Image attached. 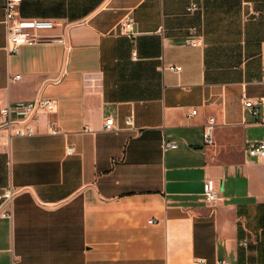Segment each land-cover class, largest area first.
<instances>
[{
  "label": "crops",
  "instance_id": "0c3cea01",
  "mask_svg": "<svg viewBox=\"0 0 264 264\" xmlns=\"http://www.w3.org/2000/svg\"><path fill=\"white\" fill-rule=\"evenodd\" d=\"M5 5L0 108L57 107L0 146V264H264V162L247 152L264 138V0H22L55 27L18 53Z\"/></svg>",
  "mask_w": 264,
  "mask_h": 264
},
{
  "label": "built area",
  "instance_id": "2783aa9c",
  "mask_svg": "<svg viewBox=\"0 0 264 264\" xmlns=\"http://www.w3.org/2000/svg\"><path fill=\"white\" fill-rule=\"evenodd\" d=\"M22 0H6V27H7V48L10 53H18L19 48L25 44L36 43L42 40V32L53 29L55 23L49 19L37 18H22L16 14V7ZM197 5L193 4L188 10L194 11ZM122 30L130 35H134L133 22L130 17H127L121 23ZM167 68L175 71L181 70V66L170 65ZM264 75V68H263ZM17 75L14 79H19ZM244 105L249 108L253 114H258L259 109L251 100H246ZM57 107V101L49 98H37L33 100L15 101L6 104L0 108V146L3 140L9 141L15 136H31L35 134L34 121L38 118L40 113L53 112ZM196 110L192 111L195 114ZM126 124H133V116L130 115L126 118ZM214 120L210 119L204 130L205 144H211L212 128ZM114 127V119L109 117L105 120L104 128L111 130ZM53 132L57 130L53 128ZM165 148H177L178 144L173 141H165ZM75 152L74 146L67 149L68 154ZM250 157L259 162H264V138L257 140L250 144L247 148ZM15 189L7 188L0 196V218H12L13 216V198ZM203 200L206 204L213 205L220 199L219 191L212 179L205 180L202 192ZM196 262L203 263L204 259L197 258ZM217 264H230L229 260L218 259Z\"/></svg>",
  "mask_w": 264,
  "mask_h": 264
}]
</instances>
